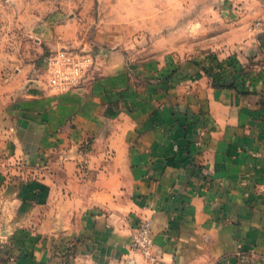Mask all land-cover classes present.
Instances as JSON below:
<instances>
[{"label":"crops","instance_id":"0c3cea01","mask_svg":"<svg viewBox=\"0 0 264 264\" xmlns=\"http://www.w3.org/2000/svg\"><path fill=\"white\" fill-rule=\"evenodd\" d=\"M259 38L248 81L235 74L234 86H219L199 71L177 73L169 110L157 86L120 89L105 76L78 94L0 101V180L7 160L43 162L42 182L60 192L42 203V239L18 245L4 264H243V255L264 264V33ZM2 180L0 209L11 207L13 220L20 186ZM140 217L152 224L154 261L130 247ZM69 246L67 262L61 253Z\"/></svg>","mask_w":264,"mask_h":264},{"label":"rangeland","instance_id":"374dc122","mask_svg":"<svg viewBox=\"0 0 264 264\" xmlns=\"http://www.w3.org/2000/svg\"><path fill=\"white\" fill-rule=\"evenodd\" d=\"M263 33L264 0H0V101L78 94L105 76L120 89L157 86L169 110L171 77L177 73L199 71L201 81L219 86H234L235 74L248 81L256 66L254 40ZM179 80L184 85L187 79ZM91 141L87 137L82 150H90ZM44 165L22 158L2 164V182L16 180L20 186L18 216L10 220L12 208L0 209L2 264L14 259L18 245L42 239V203L60 196L58 188L48 191L50 185L42 182ZM26 199L40 205L32 207ZM145 218L135 223L130 247L154 261L151 223V253L131 245ZM61 257L69 262L72 248ZM242 257L250 264V255Z\"/></svg>","mask_w":264,"mask_h":264},{"label":"built area","instance_id":"2783aa9c","mask_svg":"<svg viewBox=\"0 0 264 264\" xmlns=\"http://www.w3.org/2000/svg\"><path fill=\"white\" fill-rule=\"evenodd\" d=\"M150 219L145 218L141 221L139 228L135 232L132 239V247L141 250L145 255L151 253L152 240H151V227Z\"/></svg>","mask_w":264,"mask_h":264}]
</instances>
